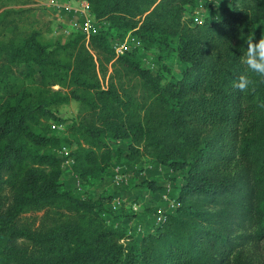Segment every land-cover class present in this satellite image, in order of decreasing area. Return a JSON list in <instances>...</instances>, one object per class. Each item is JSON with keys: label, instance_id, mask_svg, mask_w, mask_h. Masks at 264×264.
<instances>
[{"label": "trees", "instance_id": "1", "mask_svg": "<svg viewBox=\"0 0 264 264\" xmlns=\"http://www.w3.org/2000/svg\"><path fill=\"white\" fill-rule=\"evenodd\" d=\"M88 1L101 25L88 45L85 35L53 46L21 30L37 22L32 8L0 13V35H13L12 50L0 51L36 64L43 87L0 127L17 138L9 167L21 176L19 197L0 211V264H244L237 247L264 239V76L241 57L264 35V0H227L218 19L204 21L185 17L197 0ZM128 33L144 48H175L182 77L153 73L135 51L118 54ZM241 76L247 88L236 87ZM70 100L80 104L70 138L52 135L48 123L67 119L51 106ZM119 138L132 140L131 159L147 155L185 172L177 214L126 247V231L103 218L112 196L82 201L59 183L67 159L80 178L97 176L113 155L108 139ZM63 146L71 151L61 158ZM51 208L81 220L38 221ZM237 221L256 230L235 242Z\"/></svg>", "mask_w": 264, "mask_h": 264}, {"label": "rangeland", "instance_id": "2", "mask_svg": "<svg viewBox=\"0 0 264 264\" xmlns=\"http://www.w3.org/2000/svg\"><path fill=\"white\" fill-rule=\"evenodd\" d=\"M82 0H0V13L8 9L32 8L29 14L37 22L25 25L21 30H37L39 39L49 45H65L77 35H85L86 44L90 38L93 26H101L89 12L90 32H87V19L79 9ZM227 0H197L194 8H189L186 19L194 18L199 21L205 19L215 20L221 15ZM89 34V35H88ZM130 33L123 41L116 42V51H135L143 67L153 73L165 70L169 79L182 77L184 66L180 63L175 48L153 45L144 48L142 43L130 38ZM13 35H0V49L9 46ZM19 42H15L18 46ZM176 47V45H174ZM108 80L102 84L107 88ZM43 87L40 84L39 68L34 63L24 62L19 56L0 51V127L7 117L22 106L33 104L41 95ZM59 85L52 87V91L60 90ZM79 102L70 100L66 104L52 105L51 110L59 117L67 119L66 124L49 122L51 134L62 138H70L71 128L79 120ZM47 125V123H46ZM17 143V138L12 133L0 131V161L6 166L0 168V211L2 213L13 206L20 195L21 176L15 175L10 170L16 162L9 144ZM113 149L111 160L103 171L95 177L82 179L78 171L73 167L70 159L62 162L60 178V190L70 193V196L82 201L100 203L103 197L112 196V201L105 206L107 211L103 218L108 224L115 225L118 229H124L127 233L119 243L125 247L130 245L139 236L154 233L160 216H175L179 207L178 197L185 183V172L174 171L168 164L147 155H140L131 159L132 140L127 138L108 139ZM71 147L63 146L56 154L63 158L68 156ZM70 161V162H68ZM0 166H2L0 164ZM10 166V167H9ZM138 210H135L134 207ZM114 211V213L112 212ZM126 214V217H117ZM44 212L37 214L38 221H73L81 219L78 215L67 212L65 209H50L46 218ZM128 215V216H127ZM48 224H46V227ZM234 224L231 239L238 241L244 234H251L256 227ZM246 229V230H245ZM242 250L244 264H264V239L257 243H247L237 247Z\"/></svg>", "mask_w": 264, "mask_h": 264}, {"label": "clouds", "instance_id": "3", "mask_svg": "<svg viewBox=\"0 0 264 264\" xmlns=\"http://www.w3.org/2000/svg\"><path fill=\"white\" fill-rule=\"evenodd\" d=\"M241 61L252 72L264 76V35L259 40L249 39L247 50L241 57ZM250 83L251 81L247 77L241 76L236 87L244 89Z\"/></svg>", "mask_w": 264, "mask_h": 264}, {"label": "built area", "instance_id": "4", "mask_svg": "<svg viewBox=\"0 0 264 264\" xmlns=\"http://www.w3.org/2000/svg\"><path fill=\"white\" fill-rule=\"evenodd\" d=\"M79 11H80L83 15H85V17H86V19H87V22H86V29H87V32L89 33V32H90V30H89V29H90L89 12H91V5H90V3H89L88 0H82V1H81V7H80ZM88 35H89V34H88ZM89 36H90V35H89ZM120 49H121V48H120ZM120 49H118V51H117L118 54H122V53H123V50H120ZM68 162H70V161H68ZM134 208H135V210H138L136 206H135ZM165 221H166V218H165V217L160 216V217L158 218V222H165Z\"/></svg>", "mask_w": 264, "mask_h": 264}]
</instances>
